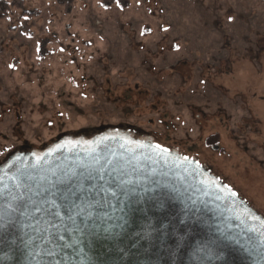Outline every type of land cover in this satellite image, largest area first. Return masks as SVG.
Returning <instances> with one entry per match:
<instances>
[{"label":"rangeland","instance_id":"obj_1","mask_svg":"<svg viewBox=\"0 0 264 264\" xmlns=\"http://www.w3.org/2000/svg\"><path fill=\"white\" fill-rule=\"evenodd\" d=\"M23 2L0 20V157L140 127L201 143L184 150L264 216V0Z\"/></svg>","mask_w":264,"mask_h":264},{"label":"snow or ice","instance_id":"obj_2","mask_svg":"<svg viewBox=\"0 0 264 264\" xmlns=\"http://www.w3.org/2000/svg\"><path fill=\"white\" fill-rule=\"evenodd\" d=\"M97 171L100 174L54 173V180H46L35 189L26 185V194L14 197L17 203L12 213L0 216V229L22 226L32 229V233L51 229L50 238L25 233L29 235L25 247L32 245L33 239L44 243L42 254L49 258L46 264H64L69 258L63 255L67 249L86 254L80 245L88 251L100 246L133 262L139 257H155L156 264L161 259L167 264V259L175 261L189 253L201 264L204 260L227 264L232 238L223 233L219 236L207 233L208 220L194 207L195 201L189 203L175 189L156 182H133ZM109 208L119 214L113 215ZM41 223L44 228L39 227Z\"/></svg>","mask_w":264,"mask_h":264},{"label":"water","instance_id":"obj_3","mask_svg":"<svg viewBox=\"0 0 264 264\" xmlns=\"http://www.w3.org/2000/svg\"><path fill=\"white\" fill-rule=\"evenodd\" d=\"M97 170H102L105 176L111 173L112 176L119 175L124 180L144 184L156 182L175 189L182 199L189 203L195 201L194 207L200 209L208 220L207 233L212 236L223 233L232 238L226 254L227 264H264V242L251 229L234 220L210 186L198 181L180 165H167L121 148L104 147L83 152H64L41 165L16 170L0 182V216L12 213V208L17 203L14 197L24 196L26 185L35 189L46 180H54V173L61 176L92 171L94 175H98L100 173ZM108 211L112 212V208ZM112 214L118 215V210ZM32 223L35 226L36 222ZM39 227L44 228L45 225L41 223ZM49 232L32 233V229L22 226L0 229V264H46L49 258L42 254L44 243L33 239V244L25 247L24 241L29 239V235L25 233L38 237L49 236ZM65 239L70 238L65 236ZM80 248L86 254H78L74 249L65 250L63 255L69 258L64 264H156L155 257H139L133 262L128 257H122L119 253L100 246L94 251H88L84 245H80ZM32 251H35V256L29 255ZM159 264H166L165 259H161ZM167 264H201V261L189 253H184L175 261L167 259ZM203 264L224 262L204 260Z\"/></svg>","mask_w":264,"mask_h":264},{"label":"flooded vegetation","instance_id":"obj_4","mask_svg":"<svg viewBox=\"0 0 264 264\" xmlns=\"http://www.w3.org/2000/svg\"><path fill=\"white\" fill-rule=\"evenodd\" d=\"M157 124L164 128L165 131L170 130V127L167 124H163L162 121H158ZM72 136L61 134L52 140L51 143L42 145L40 149L30 146L24 141L20 145L9 149L0 157V182L20 168L41 165L59 157L64 152H83L104 147L121 148L167 165L182 166L188 173L195 176L198 181L212 188V191L222 201L226 210L238 224L251 229L264 242V216L257 212L249 203L240 199L235 191L227 189L219 179L214 177L208 165L197 163L196 157L190 155L189 152L199 150L201 143L193 144L192 148L185 147L186 149H191V151H185L183 144L180 145L183 146L181 150L172 147L168 148L158 137L159 135L141 130L140 127L128 132L119 131V128L112 131L109 129L103 131L96 129L87 131L80 137ZM157 145H159V148H157ZM165 149L167 151H164ZM211 149L217 148L211 146Z\"/></svg>","mask_w":264,"mask_h":264},{"label":"trees","instance_id":"obj_5","mask_svg":"<svg viewBox=\"0 0 264 264\" xmlns=\"http://www.w3.org/2000/svg\"><path fill=\"white\" fill-rule=\"evenodd\" d=\"M58 3L62 6H66L67 9H69L70 4L72 0H57ZM107 2L106 5L110 4V1L112 0H105ZM24 2L23 0H12L10 3L6 2L5 0H0V20L4 19L7 17L12 9H23Z\"/></svg>","mask_w":264,"mask_h":264}]
</instances>
